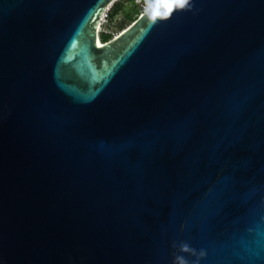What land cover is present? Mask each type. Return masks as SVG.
<instances>
[{
	"label": "water",
	"instance_id": "1",
	"mask_svg": "<svg viewBox=\"0 0 264 264\" xmlns=\"http://www.w3.org/2000/svg\"><path fill=\"white\" fill-rule=\"evenodd\" d=\"M0 0V264H264V0Z\"/></svg>",
	"mask_w": 264,
	"mask_h": 264
},
{
	"label": "trees",
	"instance_id": "2",
	"mask_svg": "<svg viewBox=\"0 0 264 264\" xmlns=\"http://www.w3.org/2000/svg\"><path fill=\"white\" fill-rule=\"evenodd\" d=\"M133 2H135L136 0H132ZM155 2V0H140V4L138 6L135 7V10L132 14H128L126 16V19L124 20L123 24L120 26V29L125 30L126 27L130 26L132 23H134L138 17L139 14L144 12L143 7H150L153 3ZM125 3L120 1L119 3H116L112 9H111V13H110V21H113L117 16H119L123 10H124V6ZM133 14H136L137 17L134 18ZM113 36L107 33H103L101 35V41L102 43H107L108 41L112 40Z\"/></svg>",
	"mask_w": 264,
	"mask_h": 264
},
{
	"label": "rangeland",
	"instance_id": "3",
	"mask_svg": "<svg viewBox=\"0 0 264 264\" xmlns=\"http://www.w3.org/2000/svg\"><path fill=\"white\" fill-rule=\"evenodd\" d=\"M120 1H122V2L125 3L124 10L113 21H109L107 24H104V27L102 28L103 31L100 32V35H99L100 36V42L101 43H102V41H101V35L104 32L107 33V34L112 35L113 38H115L118 35H120L124 31V30L120 29V26L123 24L124 20L126 19V16L128 14H132L134 12V10H135V7L140 4L139 0H136L135 2H133L132 0H118L116 3H119ZM143 9H144V7H143ZM140 16H141V13L139 14V17ZM133 17L136 18L137 15L136 14H133ZM130 26H128V27H130ZM128 27H126L125 29H127Z\"/></svg>",
	"mask_w": 264,
	"mask_h": 264
},
{
	"label": "built area",
	"instance_id": "4",
	"mask_svg": "<svg viewBox=\"0 0 264 264\" xmlns=\"http://www.w3.org/2000/svg\"><path fill=\"white\" fill-rule=\"evenodd\" d=\"M140 2V0H139ZM111 9L112 7L108 8V10H106L105 14H104V17H103V20H102V23H101V26H100V32H102V28L104 27V24H107L109 21H110V12H111ZM148 9V7H144V11H146ZM100 32H99V35H100ZM105 33V32H104Z\"/></svg>",
	"mask_w": 264,
	"mask_h": 264
},
{
	"label": "bare ground",
	"instance_id": "5",
	"mask_svg": "<svg viewBox=\"0 0 264 264\" xmlns=\"http://www.w3.org/2000/svg\"><path fill=\"white\" fill-rule=\"evenodd\" d=\"M99 32H100V29H99ZM98 44H101L100 40H99V37H98Z\"/></svg>",
	"mask_w": 264,
	"mask_h": 264
}]
</instances>
